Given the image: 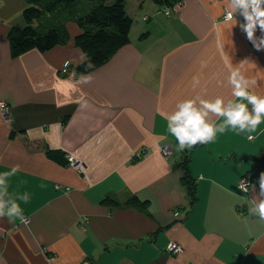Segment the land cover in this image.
Returning <instances> with one entry per match:
<instances>
[{
    "label": "crops",
    "instance_id": "crops-1",
    "mask_svg": "<svg viewBox=\"0 0 264 264\" xmlns=\"http://www.w3.org/2000/svg\"><path fill=\"white\" fill-rule=\"evenodd\" d=\"M124 4L129 41L80 75L73 21L65 23L66 43L12 57L6 35L23 25L26 2L0 0V100L8 107L0 115V172L18 165L6 178V199L30 198L17 201L27 227L0 219V264H264V220L249 213L264 172V117L253 139L228 128L185 151L165 118L187 97L231 98L227 76L241 63L257 80L252 90L264 95V49L241 31V16L234 26L222 17L228 0ZM84 75L92 81L81 83ZM185 170L195 180L191 203ZM242 176L254 190L240 192ZM132 195L144 207L125 204ZM171 242L180 250H168Z\"/></svg>",
    "mask_w": 264,
    "mask_h": 264
},
{
    "label": "clouds",
    "instance_id": "clouds-1",
    "mask_svg": "<svg viewBox=\"0 0 264 264\" xmlns=\"http://www.w3.org/2000/svg\"><path fill=\"white\" fill-rule=\"evenodd\" d=\"M242 17L239 28L246 35L253 47L259 51L264 49V0H228L224 14L226 21L237 25L235 16ZM259 29L261 35L257 36ZM86 61V62H85ZM80 62L84 63L86 69H92L94 65L86 54L81 53ZM67 64H65V69ZM243 63L231 67L227 76V84L231 87V98L223 96L208 97L196 95L178 101L172 112L166 114L167 131L175 138L177 150H190L197 144H206L216 138L217 132L224 133L226 129L238 130V133L248 134V139L254 137L255 132L264 117V95H258L252 89L257 85L255 78H248L242 71ZM91 75L81 76L80 81L88 84L92 81ZM200 84V78L194 76L193 88ZM7 111L5 105L0 102V115ZM222 118V122L217 120ZM71 161V157L69 158ZM21 169L13 166L9 171L0 172V219L7 218L10 223L19 221L26 227L30 219L24 215L20 203L29 201V195L24 193L18 199H6L8 194L6 178L15 175ZM240 192L248 193L254 190V186L247 179L240 180L236 186ZM252 207L249 208L250 215L258 216L264 220V172L259 176V193L252 198ZM3 257L0 256V261ZM6 264V261L4 262Z\"/></svg>",
    "mask_w": 264,
    "mask_h": 264
},
{
    "label": "trees",
    "instance_id": "trees-1",
    "mask_svg": "<svg viewBox=\"0 0 264 264\" xmlns=\"http://www.w3.org/2000/svg\"><path fill=\"white\" fill-rule=\"evenodd\" d=\"M154 1L169 4L178 0ZM25 2L22 10L23 25L11 26L6 35L12 57L32 48L45 51L55 45L66 43L69 39L65 24L67 21H73L78 26L79 32L74 36V44L94 65L92 69H86L84 63L79 62L75 66V72L80 75L107 61L119 47L129 41L132 20L126 12L124 0H25ZM47 154L58 161H66L60 150L47 149ZM185 156L187 157L182 161L184 164L188 153ZM260 164L264 166V159L260 160ZM181 181L186 186L190 203L193 202L196 197L195 180L185 170ZM124 203L139 208L145 205V201L135 195L128 197ZM174 211L179 213V210Z\"/></svg>",
    "mask_w": 264,
    "mask_h": 264
},
{
    "label": "built area",
    "instance_id": "built-area-1",
    "mask_svg": "<svg viewBox=\"0 0 264 264\" xmlns=\"http://www.w3.org/2000/svg\"><path fill=\"white\" fill-rule=\"evenodd\" d=\"M225 11H226V10H224V12H223V14H222V17H223V18H224ZM164 12L167 14V13L169 12L168 8L164 9ZM65 64H67L66 69H65ZM61 66H62V68L60 69V72H61V73L66 72V71L68 70V67H69V62H68V60H65V61L62 63ZM0 102H2V103L5 105V108L7 109V111H3L2 114H3L4 116H7V114H8V107H7V104H6V102H5L4 100H0ZM160 151H161L162 154H164V155H168V154L170 153V150H168L167 147H166V145H164V144L160 147ZM70 157H71V161H70V159H69ZM66 159H67V162L70 163V165H72V166H74V167H77V168H80V169L82 168V167H81L82 165L80 164V162H79L78 160H76L75 158H73L72 156H66ZM243 179H247V182H248L249 184H251L250 179H249L247 176H242V177L239 179L238 184H239L240 180H243ZM238 184H237V185H238ZM174 214H175V215H178V212H177V211H174ZM167 248H168V250H170V251H172V252H177V251L180 250V246H179L177 243H175V242H171V243H169L168 246H167Z\"/></svg>",
    "mask_w": 264,
    "mask_h": 264
},
{
    "label": "bare ground",
    "instance_id": "bare-ground-1",
    "mask_svg": "<svg viewBox=\"0 0 264 264\" xmlns=\"http://www.w3.org/2000/svg\"><path fill=\"white\" fill-rule=\"evenodd\" d=\"M61 68H62V66L60 67V69H61ZM60 73H61V72H60ZM64 73H65V72H64ZM64 73H61V74H64ZM164 145H166L167 149L170 150V153H171L172 150H171L170 146H169L168 144H166V143H164ZM160 152H161V151H160ZM161 153H162V152H161ZM170 153H169V154H170Z\"/></svg>",
    "mask_w": 264,
    "mask_h": 264
},
{
    "label": "rangeland",
    "instance_id": "rangeland-1",
    "mask_svg": "<svg viewBox=\"0 0 264 264\" xmlns=\"http://www.w3.org/2000/svg\"><path fill=\"white\" fill-rule=\"evenodd\" d=\"M45 22V21H44ZM239 181V180H238ZM238 184V183H237Z\"/></svg>",
    "mask_w": 264,
    "mask_h": 264
}]
</instances>
